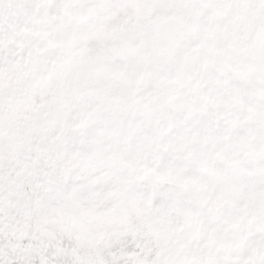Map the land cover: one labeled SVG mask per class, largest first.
<instances>
[{
	"label": "snow or ice",
	"instance_id": "snow-or-ice-1",
	"mask_svg": "<svg viewBox=\"0 0 264 264\" xmlns=\"http://www.w3.org/2000/svg\"><path fill=\"white\" fill-rule=\"evenodd\" d=\"M0 264H264V0H0Z\"/></svg>",
	"mask_w": 264,
	"mask_h": 264
}]
</instances>
